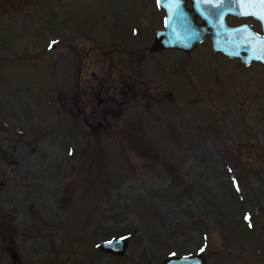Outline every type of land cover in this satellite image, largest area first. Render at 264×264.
Here are the masks:
<instances>
[{"label":"rangeland","instance_id":"374dc122","mask_svg":"<svg viewBox=\"0 0 264 264\" xmlns=\"http://www.w3.org/2000/svg\"><path fill=\"white\" fill-rule=\"evenodd\" d=\"M163 16L0 0V264H264V64L148 53Z\"/></svg>","mask_w":264,"mask_h":264},{"label":"water","instance_id":"95a60500","mask_svg":"<svg viewBox=\"0 0 264 264\" xmlns=\"http://www.w3.org/2000/svg\"><path fill=\"white\" fill-rule=\"evenodd\" d=\"M158 6L164 13V27L154 32L150 44L146 47L148 52L175 49L188 55L209 36L214 52L237 58L245 65L252 61L264 63V43H261L264 37L254 35L246 25L231 26L226 22V14L236 8L234 2L230 0H212L211 3H206L204 0H159ZM214 12H220L222 15L213 16ZM181 13L186 18L189 29H186ZM246 36L251 37V44L247 42ZM98 248L102 252L123 255L127 248V239L119 237L106 240L99 243ZM8 251L13 259L17 258V252L13 247H9ZM184 257L188 259L185 260ZM161 264H206V259L202 253L174 255L165 258Z\"/></svg>","mask_w":264,"mask_h":264},{"label":"snow or ice","instance_id":"6c2138e0","mask_svg":"<svg viewBox=\"0 0 264 264\" xmlns=\"http://www.w3.org/2000/svg\"><path fill=\"white\" fill-rule=\"evenodd\" d=\"M206 3H211L212 0H204ZM233 2L237 5V13L241 16H253L259 20L264 21V0H233ZM159 3V0H158ZM213 16H221L222 13L220 12H214L212 13ZM182 21L186 27V29H189L190 26L187 24L186 18L183 17L182 13L180 14ZM194 35V33H190ZM255 35V34H254ZM55 43V42H53ZM261 43H264V41H261ZM49 47H52V44L49 45ZM245 219L247 220L248 217L246 216ZM249 227H252L251 224H249ZM110 244L112 242H109ZM201 252L204 251L203 248L200 249ZM175 254H173L174 256ZM184 259H188L187 257H184Z\"/></svg>","mask_w":264,"mask_h":264},{"label":"flooded vegetation","instance_id":"af4514ba","mask_svg":"<svg viewBox=\"0 0 264 264\" xmlns=\"http://www.w3.org/2000/svg\"><path fill=\"white\" fill-rule=\"evenodd\" d=\"M230 1L233 2V0H230ZM188 4L189 3L187 2V5ZM237 10H238V8H237V5H236V8L233 11L228 12L226 14V16H225L226 22L229 25H231V26L246 25L251 32H253L254 34H256V35H258L260 37H264V21L259 20V19L255 18L253 16H241V15H238V14H236L237 13ZM163 27H164V16H163V26L161 28H163ZM161 28H159V29H161ZM246 37H247L246 38L247 39V42L249 44H251L252 43L251 37H249V36H246ZM206 39H210V41H211V38L209 36H207ZM146 47L147 46L144 47L145 50H146ZM157 52H160V51H157ZM157 52H152V53H157ZM148 53H150V52H148ZM219 54H221V53H219ZM221 55H223V54H221ZM223 56H225V55H223ZM226 57H228V56H226ZM229 58H233V57H229ZM233 59H237V58H233ZM237 60L239 61V59H237ZM240 63H242V62H240ZM243 65H245V64H243Z\"/></svg>","mask_w":264,"mask_h":264}]
</instances>
